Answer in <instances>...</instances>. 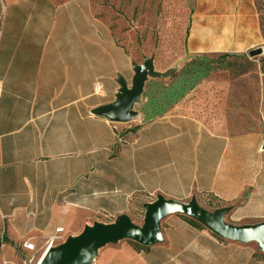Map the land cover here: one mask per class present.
<instances>
[{
  "label": "crops",
  "instance_id": "0c3cea01",
  "mask_svg": "<svg viewBox=\"0 0 264 264\" xmlns=\"http://www.w3.org/2000/svg\"><path fill=\"white\" fill-rule=\"evenodd\" d=\"M258 1L264 6L192 0V57L260 46ZM135 67L119 19L91 0H0V264H37L59 228L63 237L132 217L157 193L184 202L195 194L212 210L233 205L232 223L264 220L262 134L232 133L189 110L190 96L162 92L142 98L128 122L97 113L132 85ZM152 101L174 103L158 112ZM187 218L163 220L165 243L124 240L95 263L264 264L254 243L222 239Z\"/></svg>",
  "mask_w": 264,
  "mask_h": 264
},
{
  "label": "rangeland",
  "instance_id": "374dc122",
  "mask_svg": "<svg viewBox=\"0 0 264 264\" xmlns=\"http://www.w3.org/2000/svg\"><path fill=\"white\" fill-rule=\"evenodd\" d=\"M91 1L105 16L119 19L121 41L133 43L136 66L146 62L150 64L147 82L151 87L147 89V95L153 98L151 95L160 92L163 95L171 93L174 88L171 84L179 80L178 76L193 56L189 52L192 0ZM257 13L264 34V6L261 1H258ZM262 46L264 42L242 53L201 56L213 61L225 58L230 65L225 63L212 69L186 93L184 97L190 96V99L184 104L189 110L229 128L232 133H259L264 136V53L250 56L251 50ZM152 82H158L161 87L154 88ZM142 98L145 100L146 96ZM139 104L135 105V110ZM154 104L157 105L152 101L150 105ZM170 106L165 104V109ZM143 217L144 208L137 203L132 218L141 223ZM65 238L63 236L61 241ZM261 256L264 261V254Z\"/></svg>",
  "mask_w": 264,
  "mask_h": 264
},
{
  "label": "water",
  "instance_id": "95a60500",
  "mask_svg": "<svg viewBox=\"0 0 264 264\" xmlns=\"http://www.w3.org/2000/svg\"><path fill=\"white\" fill-rule=\"evenodd\" d=\"M264 53V46L250 51V56ZM150 64L135 67L131 87L123 83L117 100L97 110L101 116L113 122H128L138 113L135 105L141 102L148 81ZM144 217L137 223L128 213L118 214L112 222L93 221L84 225L78 234L66 238L45 250L37 264H95L102 248L131 240L141 246L165 243L162 222L173 214L184 215L200 223L222 239L241 244L254 243L264 254V220L248 223H232L226 216L233 205L213 210L202 206L196 195L184 202L157 193L154 201L144 202Z\"/></svg>",
  "mask_w": 264,
  "mask_h": 264
},
{
  "label": "trees",
  "instance_id": "16d2710c",
  "mask_svg": "<svg viewBox=\"0 0 264 264\" xmlns=\"http://www.w3.org/2000/svg\"><path fill=\"white\" fill-rule=\"evenodd\" d=\"M225 63L227 65H230V62H227L225 58L220 59L219 61H213L201 56L191 57V60L187 64L186 68H184L183 72L178 76L179 80L171 84V87H174L173 91L169 94L165 93V95L172 96L175 101L184 97L186 93L191 90L195 85H197L199 81L204 78L212 69H215L219 67V65ZM152 85L156 89L161 87L158 82H152ZM150 87L151 86L148 83L147 89H149ZM147 94L148 92L146 91L144 93V96L149 97ZM173 103L174 102L157 104L161 106V108L158 109V112H163L166 110L165 104L172 105ZM187 219L194 225L202 226L200 223L190 218Z\"/></svg>",
  "mask_w": 264,
  "mask_h": 264
},
{
  "label": "built area",
  "instance_id": "2783aa9c",
  "mask_svg": "<svg viewBox=\"0 0 264 264\" xmlns=\"http://www.w3.org/2000/svg\"><path fill=\"white\" fill-rule=\"evenodd\" d=\"M61 233H63V229L62 228H59L57 230V234L55 236H53L49 241H48V245H47V248H49L51 245H54V244H57L59 243L61 240H62V236H61ZM25 247L27 249H34V244L33 243H30V242H27L24 244ZM46 248V249H47Z\"/></svg>",
  "mask_w": 264,
  "mask_h": 264
}]
</instances>
